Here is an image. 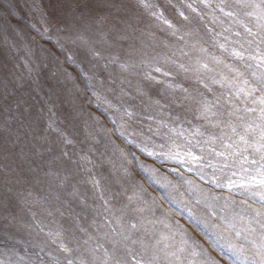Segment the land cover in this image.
Masks as SVG:
<instances>
[{"label": "rangeland", "instance_id": "1", "mask_svg": "<svg viewBox=\"0 0 264 264\" xmlns=\"http://www.w3.org/2000/svg\"><path fill=\"white\" fill-rule=\"evenodd\" d=\"M0 264H264V0H0Z\"/></svg>", "mask_w": 264, "mask_h": 264}, {"label": "bare ground", "instance_id": "2", "mask_svg": "<svg viewBox=\"0 0 264 264\" xmlns=\"http://www.w3.org/2000/svg\"><path fill=\"white\" fill-rule=\"evenodd\" d=\"M218 202V200H216ZM232 213V212H231Z\"/></svg>", "mask_w": 264, "mask_h": 264}]
</instances>
